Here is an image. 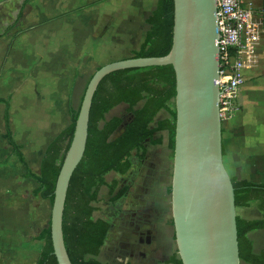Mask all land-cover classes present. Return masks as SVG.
Instances as JSON below:
<instances>
[{
	"label": "crops",
	"instance_id": "obj_1",
	"mask_svg": "<svg viewBox=\"0 0 264 264\" xmlns=\"http://www.w3.org/2000/svg\"><path fill=\"white\" fill-rule=\"evenodd\" d=\"M7 1L16 0H0L1 10ZM263 1L243 0L254 14L253 24L244 34L242 77L233 91V106L221 113L224 167L231 178L255 183H264ZM18 3L13 22L0 27V264H37L44 245L39 234L49 222L51 207L33 192L38 182L27 170L40 173L47 146L69 125V108H74L79 87L75 78L85 74L83 63L92 46L112 54L139 48L144 18L157 0H28L22 13V0ZM5 114L27 167L4 137ZM165 172V185L156 188L159 200L144 211L147 225L141 228V243L147 251L140 259L126 255L125 264H170L176 251ZM124 199L125 194L119 201ZM134 201L137 209L148 204L145 198ZM258 204L252 200L236 213L261 218L264 210ZM249 235L260 249L264 229Z\"/></svg>",
	"mask_w": 264,
	"mask_h": 264
},
{
	"label": "water",
	"instance_id": "obj_2",
	"mask_svg": "<svg viewBox=\"0 0 264 264\" xmlns=\"http://www.w3.org/2000/svg\"><path fill=\"white\" fill-rule=\"evenodd\" d=\"M214 12V0H173L172 45L166 55L119 59L91 75L51 204L50 239L58 264H71L62 233L64 202L70 177L84 154L98 83L114 70L165 64L175 73L170 203L178 256L183 264H241L234 189L223 164Z\"/></svg>",
	"mask_w": 264,
	"mask_h": 264
},
{
	"label": "trees",
	"instance_id": "obj_3",
	"mask_svg": "<svg viewBox=\"0 0 264 264\" xmlns=\"http://www.w3.org/2000/svg\"><path fill=\"white\" fill-rule=\"evenodd\" d=\"M27 1L22 0L21 13L26 8ZM142 29L145 32L144 41L139 49L133 52V56L166 55L172 45L173 0H157L156 5L145 16ZM175 93V73L171 64L114 70L98 83L89 111L84 154L70 177L64 202L62 233L71 264H109L100 261L98 255L109 233L111 220L92 217L97 209L95 202L98 200L100 188L104 185L108 187L110 202H115L126 193L127 185L114 192L117 181L108 184L105 176L112 171L126 173L132 166L133 151L138 159H144L146 155L144 141L149 139L155 144L160 142L159 137L152 140L154 133L166 130L168 147L173 150ZM80 102L76 108H69V125L47 146L41 161L40 173L34 174L29 169L26 173L38 182V187L33 192L48 199L50 205L61 164L73 138ZM121 103L126 105L124 112L130 113L131 119L125 123L122 131L113 137V133L124 121L123 115H112L107 118L106 114ZM5 104L8 108L7 101ZM161 110L167 111L169 117H164L158 120L155 126H151ZM4 117L6 121L4 137L7 144L11 147V152L15 153L19 161L27 167L20 147L12 139L7 126V114ZM231 182L236 210L248 206L252 200H258V207L264 210V183L235 177L231 178ZM170 189L169 187V193ZM49 224L50 221L39 234V238L44 239V245L37 264H58L53 253ZM236 228L240 260L248 264H264V243L260 249H256L249 235L252 231L264 229V216L247 219L236 213ZM168 262L183 264L177 250Z\"/></svg>",
	"mask_w": 264,
	"mask_h": 264
},
{
	"label": "rangeland",
	"instance_id": "obj_4",
	"mask_svg": "<svg viewBox=\"0 0 264 264\" xmlns=\"http://www.w3.org/2000/svg\"><path fill=\"white\" fill-rule=\"evenodd\" d=\"M18 6V0L7 1L6 4L3 5V9H0V27H2L3 24L5 25L9 22H13L14 11L12 12V10ZM138 49L139 48L137 47L136 50ZM136 50L124 54H112L108 53L106 49H100L99 46L97 48L92 46V52L89 53V56H86L88 58H85L83 63L85 74H78V76H82L81 79H79L78 76L75 78V86L79 85V87L75 92V99L73 102L74 108L78 106L84 88L90 76L97 68L112 61L131 57L133 56V52ZM125 107L126 105L121 103L106 114L107 118L112 115H123L124 121L113 133V137L117 136L122 131L125 123L131 119V114L124 112ZM2 113L4 114V110L0 111V118L2 117ZM164 117H169L168 112L165 110L159 111L155 116L154 121L151 123V126H155L156 122ZM158 137L160 138V142L156 144L152 143L149 139L144 141L143 144L146 148V155L144 159H138L135 151L132 152V166L126 173L119 174L112 171L105 176L108 184L114 180L117 181V186L114 192L119 190L124 185L128 186V190L125 193V199L121 203L119 199L115 202H110L111 195L109 194L108 187L106 185L100 188L98 200L95 202L97 209L93 212L92 217H101L111 220L109 233L106 237L104 245L102 246L101 252L98 255V259L102 262H108L109 264H125V256L127 254L124 250L120 249L119 243L122 240L123 245L128 244L127 240L129 239V236L127 237V234L130 231V229L127 230L128 221H135L139 217L137 206L140 205L134 200L140 198H145L147 200L148 204L141 206L142 212L155 204V202H157L160 198L156 188H161L160 185H165L167 181L165 170H168V182L171 184L173 150L168 147V134L166 130L154 133L152 140ZM161 169H163L164 174L162 177L160 176ZM241 210V208L238 209V213L241 214ZM127 231L128 233L125 235V232ZM241 264L244 263L241 262Z\"/></svg>",
	"mask_w": 264,
	"mask_h": 264
},
{
	"label": "built area",
	"instance_id": "obj_5",
	"mask_svg": "<svg viewBox=\"0 0 264 264\" xmlns=\"http://www.w3.org/2000/svg\"><path fill=\"white\" fill-rule=\"evenodd\" d=\"M214 3L219 55L215 83L219 89L220 112L223 113L232 108L233 91L241 81L244 34L253 24L254 14L244 5L243 0H214Z\"/></svg>",
	"mask_w": 264,
	"mask_h": 264
},
{
	"label": "flooded vegetation",
	"instance_id": "obj_6",
	"mask_svg": "<svg viewBox=\"0 0 264 264\" xmlns=\"http://www.w3.org/2000/svg\"><path fill=\"white\" fill-rule=\"evenodd\" d=\"M139 217L135 221H128L127 224V230L130 229L129 233L128 231L125 232V235L127 234V237L129 236V239L127 240L128 244L123 245V242L119 243L120 249L124 250L127 255L129 254H136L133 255L136 259H140L143 257L145 251H147L143 245L142 242V234L143 230H141L142 227H145L147 225L146 223V214L141 211V208L137 209ZM122 233V232H121ZM125 239V238H124ZM130 240V242H129ZM126 249V250H125ZM128 264V262H127Z\"/></svg>",
	"mask_w": 264,
	"mask_h": 264
}]
</instances>
